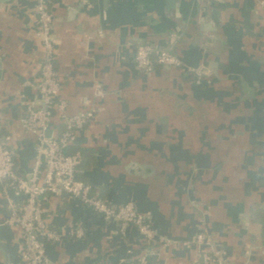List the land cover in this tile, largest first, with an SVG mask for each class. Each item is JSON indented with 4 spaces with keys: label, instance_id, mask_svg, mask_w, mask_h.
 <instances>
[{
    "label": "crops",
    "instance_id": "1",
    "mask_svg": "<svg viewBox=\"0 0 264 264\" xmlns=\"http://www.w3.org/2000/svg\"><path fill=\"white\" fill-rule=\"evenodd\" d=\"M264 0H52L54 67L66 113L93 105L76 144L93 164L79 179L109 203L131 201L150 222L161 264L205 263L193 241L228 264H264ZM35 0H0V132L20 174L31 172L36 137L20 117L41 105L43 45ZM173 43L175 66L142 72L135 46ZM99 90V92H98ZM64 128L54 110L49 132ZM77 147V148H78ZM78 150V149H77ZM76 151V149H75ZM83 176V177H82ZM0 184V264H24ZM52 264H137V228L124 231L61 192L44 205ZM82 224L85 234L71 229ZM161 239H169L164 243ZM3 247H2V246ZM6 251V253H5Z\"/></svg>",
    "mask_w": 264,
    "mask_h": 264
},
{
    "label": "built area",
    "instance_id": "2",
    "mask_svg": "<svg viewBox=\"0 0 264 264\" xmlns=\"http://www.w3.org/2000/svg\"><path fill=\"white\" fill-rule=\"evenodd\" d=\"M51 2L52 0H35L36 33L43 45L40 75L35 83L41 105L27 103L20 117L22 126L35 135L37 142L34 164L28 175L18 172L15 157L8 146L9 136L0 132V184L5 193L13 192L11 197H7L8 218L9 223L18 227L23 236L24 264H52L46 256L44 245L46 242L60 240L62 231L50 228L44 217V205L50 194L61 192L79 199L105 221L117 224L120 232L124 231L127 224L134 225L145 245V250L137 258L138 264H161L159 261L147 259L157 238L150 222L137 211L134 204L131 201L109 203L93 193L89 183L76 177L81 153L78 150L66 152L65 149L75 142L78 130L94 117L96 110L92 104L86 102L81 112L66 113L67 102L60 96L61 83L53 64L55 45ZM133 59L142 72L151 71L155 65H161L179 67L195 74L197 78L201 74L196 67L188 66L180 60L173 49V43L158 47L147 41L140 42L134 48ZM54 110L59 112L64 125L59 134L49 132ZM85 232L82 224L71 229L76 237H82ZM161 241L170 242L169 239ZM193 241L205 263L228 264L203 248V244L209 242L205 232H199Z\"/></svg>",
    "mask_w": 264,
    "mask_h": 264
},
{
    "label": "trees",
    "instance_id": "3",
    "mask_svg": "<svg viewBox=\"0 0 264 264\" xmlns=\"http://www.w3.org/2000/svg\"><path fill=\"white\" fill-rule=\"evenodd\" d=\"M54 61H55V59H54ZM54 61H53V64H54ZM77 147L78 146H77L76 142H74V143L68 145L65 150H66V152H73V151H75V149L76 150L78 149V151H80V153H81V161H80V163L78 164V166L76 168V177L79 178V177H81V175H80L81 168L82 167H85L87 165L93 164L94 163V160L91 159L90 156H89L90 155L89 154V149L79 148V147L77 148ZM94 189L95 188L92 186V192L95 193V194H97L98 196H100ZM147 259L149 261H159L158 259L155 258V254L151 250L149 251V254L147 256ZM137 264H138V261H137Z\"/></svg>",
    "mask_w": 264,
    "mask_h": 264
},
{
    "label": "water",
    "instance_id": "4",
    "mask_svg": "<svg viewBox=\"0 0 264 264\" xmlns=\"http://www.w3.org/2000/svg\"><path fill=\"white\" fill-rule=\"evenodd\" d=\"M2 246V245H1ZM3 247V246H2ZM5 253H6V251H5ZM6 264H10V262H9V259H8V256H7V253H6Z\"/></svg>",
    "mask_w": 264,
    "mask_h": 264
}]
</instances>
